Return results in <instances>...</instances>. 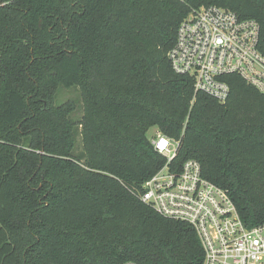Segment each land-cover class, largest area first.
I'll list each match as a JSON object with an SVG mask.
<instances>
[{"label":"trees","instance_id":"16d2710c","mask_svg":"<svg viewBox=\"0 0 264 264\" xmlns=\"http://www.w3.org/2000/svg\"><path fill=\"white\" fill-rule=\"evenodd\" d=\"M208 5L256 20L264 54V0H0V264H201L193 227L141 199L166 161L153 126L178 142L171 169L197 160L264 222V93L227 74L220 102L167 57Z\"/></svg>","mask_w":264,"mask_h":264},{"label":"built area","instance_id":"2783aa9c","mask_svg":"<svg viewBox=\"0 0 264 264\" xmlns=\"http://www.w3.org/2000/svg\"><path fill=\"white\" fill-rule=\"evenodd\" d=\"M260 27L216 5L200 6L180 22L167 53L172 69L193 79L194 92L220 102L229 93L223 76L237 74L264 93V54ZM165 164L142 185L141 199L162 216L188 223L199 239L201 264H264V222L248 227L229 194L202 176L197 160L171 169L177 140L161 132L150 140ZM122 264H137L125 261Z\"/></svg>","mask_w":264,"mask_h":264},{"label":"rangeland","instance_id":"374dc122","mask_svg":"<svg viewBox=\"0 0 264 264\" xmlns=\"http://www.w3.org/2000/svg\"><path fill=\"white\" fill-rule=\"evenodd\" d=\"M67 97L72 98V99L77 98V90H75V89H72V90H61L59 92V95H58V92H57L56 101L58 103L63 102L64 100L68 99ZM79 114H80V109L76 110L75 117L79 116ZM157 132H158V129H157L156 126L151 127L148 130V132H147L148 139L151 140L153 137H155ZM76 149L77 150L80 149L79 137H78V140H77Z\"/></svg>","mask_w":264,"mask_h":264}]
</instances>
